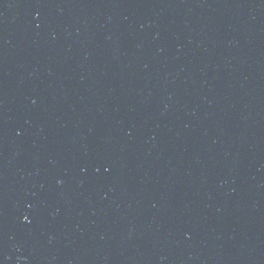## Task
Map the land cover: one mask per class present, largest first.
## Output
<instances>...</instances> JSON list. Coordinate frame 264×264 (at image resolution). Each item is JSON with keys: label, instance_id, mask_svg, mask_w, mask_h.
<instances>
[{"label": "water", "instance_id": "water-1", "mask_svg": "<svg viewBox=\"0 0 264 264\" xmlns=\"http://www.w3.org/2000/svg\"><path fill=\"white\" fill-rule=\"evenodd\" d=\"M0 264H264V0H0Z\"/></svg>", "mask_w": 264, "mask_h": 264}]
</instances>
